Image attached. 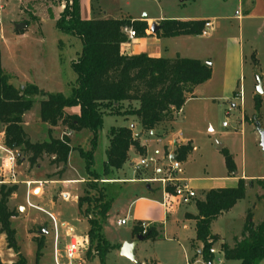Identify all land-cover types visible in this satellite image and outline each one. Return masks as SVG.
Listing matches in <instances>:
<instances>
[{
    "label": "rangeland",
    "instance_id": "obj_1",
    "mask_svg": "<svg viewBox=\"0 0 264 264\" xmlns=\"http://www.w3.org/2000/svg\"><path fill=\"white\" fill-rule=\"evenodd\" d=\"M0 1L1 66L12 76V83L16 87L31 83L46 92H61L68 96L70 84L76 77L70 63L80 51L81 42L78 38L55 28V21L66 1ZM261 8V6L256 7L254 17L246 18L236 0H192L183 3L177 0H79V12L83 19H117L130 16L136 20L146 21L209 17L207 19L212 21L211 15L220 18L216 25L215 21H212L214 25L206 35L176 36L174 43L161 37L169 46L163 49L166 56L195 58L203 60L211 67L210 78L197 87L194 97L185 101L173 122L166 124L167 129L170 128L168 129L170 135L178 139H188L194 150L188 156L187 162L180 164L181 173L171 168V160L169 165L163 166L162 176H157L153 169L155 163L148 159L157 157L155 151L159 143L158 138L150 136L147 132L141 134L139 140L146 146V155L133 154L131 157L136 161L145 158L148 161L147 165L135 168L126 163L117 171L115 177H111L114 181L103 184L112 200L103 233L110 244L121 246L131 237L135 239L132 228L136 220L147 223V228L154 225L160 234L154 241H139L132 252L133 260L120 255L119 247L107 254L105 264H143L144 262L145 264H208L198 254L201 244L192 240L195 237L194 225L184 223L180 211L170 217L161 231V224L159 225L158 222L161 207L158 204H161L162 191L157 189V183H152L149 187L150 182L142 180L143 172H150L153 177L154 175L161 177L158 184L162 190L165 188L162 179L169 180L170 185L176 186L180 182L178 175L192 180L209 179L210 183H213L212 180L226 177V174L235 171L230 172L225 165L224 155L220 151L225 149L231 155L235 169L240 174L243 172L248 176L264 177V155L260 146V135L256 129L257 123L264 131V15ZM235 11H238L240 16L235 15ZM21 22L26 23L27 27L21 32L15 31V25ZM159 23L160 21L155 22V24ZM148 33L151 34L150 25H148ZM155 34L158 35V30ZM128 42L131 43L132 40ZM258 83L261 88L260 93H257ZM233 93L235 94L232 97ZM256 97L260 98L258 111L255 109ZM41 99V96H35L33 106L23 116L24 130L32 142L47 138L48 126L39 117ZM72 109L66 111L70 112ZM132 122L131 118L125 119L119 115L103 116V124L98 132L93 153L95 172L103 166L110 127H128L134 124ZM139 129L141 130V127L137 122L135 126L137 134ZM62 131L67 130L58 126L52 129V136L58 137ZM68 135L72 146L81 147L83 150L89 149L92 135L89 130L69 132ZM22 157L24 158L20 162L17 159L19 176L18 183L14 184L17 189L7 203L8 209L13 212L10 225L15 230L19 252L27 264H54L53 234L48 214H53L59 223L67 222L77 233L85 234L87 223L76 219L73 215L76 213L73 200L65 201L61 196L64 190L70 194L69 199H71L75 191L67 190L73 187L77 188L78 195L82 182L66 183L65 186L63 183L60 185L49 182L46 174L55 169L47 158L39 162V168L35 166L30 168L26 156ZM83 166V159L76 150H72L68 155L67 171L64 176L85 180L87 177ZM155 167H159L158 163ZM256 180H252L254 184L251 190H247L243 199L213 222L212 231L222 237V242L220 236L215 235L217 240L211 246L214 250L211 264H238L237 260L224 259L220 251L221 244L224 242L230 245L231 237L240 235L249 212L254 224L263 219L264 199L259 200V198L263 196L264 189L255 182ZM25 181H42V186H39L43 189L42 195L37 196L40 194L39 188L31 193V189L38 185L33 182L27 185ZM191 184L200 185L196 188L201 191L204 183L195 181ZM200 198L201 195L195 192V197L188 203L175 202L167 207V211L171 212L179 207L184 209L186 204H194L195 200ZM51 201L54 205H51ZM63 201L66 202V209L61 208ZM187 208L193 210V205ZM66 211L72 213L70 218L64 217ZM124 217L127 219L124 225L116 224V219ZM150 221L155 224H151ZM59 236L62 237V230L59 231ZM36 240L42 242L38 259H36ZM14 260V252L7 248L4 235L0 234V261ZM84 264L100 263L98 258L91 254L87 259L85 258ZM258 264H264V259Z\"/></svg>",
    "mask_w": 264,
    "mask_h": 264
},
{
    "label": "trees",
    "instance_id": "obj_2",
    "mask_svg": "<svg viewBox=\"0 0 264 264\" xmlns=\"http://www.w3.org/2000/svg\"><path fill=\"white\" fill-rule=\"evenodd\" d=\"M55 28L81 42V49L70 63L76 77L70 84V94L46 92L31 83L16 87L12 76L1 66L0 58V126L4 144L18 150L19 162L26 156L29 167H37L44 158L55 171L46 174L47 179L60 177L67 165L68 155L76 150L83 159L87 179L79 187L76 200L77 219L87 223L84 232L89 240L85 258L95 255L100 264L110 251L120 245L110 244L103 233L112 200L106 193L102 180L108 179L120 170L128 161V152L145 155V147L134 138L127 126L110 127L105 159L100 173L93 170L94 149L98 132L105 114L134 116L141 130L149 132L158 125L171 124L175 115L182 108L194 89L211 76L208 63L195 58L151 57L145 53L128 55L121 51V45L128 42L124 27L135 32V38L145 37L148 24L145 20L132 17L83 19L79 12V0H65ZM179 1V0H177ZM192 0H182L181 3ZM264 2V0H263ZM205 20L190 19L161 20L158 30L160 37L182 35H201ZM23 31V30H22ZM21 32V31H17ZM41 96L39 103L40 120L46 124L47 138L32 142L28 139L23 126V116L31 109L34 97ZM137 103L134 107L132 103ZM127 103L128 105L124 106ZM260 98H255L258 111ZM77 108L76 112L66 111ZM62 126L67 131L60 137L52 136V128ZM83 129L91 132L90 147L83 150L70 144L69 132ZM68 132V133H67ZM190 142L175 148V160L184 162L191 153ZM224 155L225 165L232 172L235 169L231 155L227 150H220ZM264 189V178L255 181ZM252 180L246 182L239 178L235 187L214 188L206 191L202 199L195 200L196 214H185L195 222V240L201 244V259L211 264L213 254L211 246L217 237L211 233V223L223 212L231 209L246 194V187H252ZM16 186H0V234L4 235L6 246L15 254L13 262L0 264H27L19 252L15 240V230L10 225L13 212L8 209L9 198L16 192ZM165 190L172 193L174 186L166 183ZM264 199V194L261 197ZM140 222L134 223L132 235H142L143 240L154 241L160 232L154 226H148L142 234ZM36 259L40 256L42 242L36 240ZM220 251L224 259L237 260L238 264H258L264 259V217L254 224L251 212L246 215L242 236L232 246L222 243Z\"/></svg>",
    "mask_w": 264,
    "mask_h": 264
},
{
    "label": "crops",
    "instance_id": "obj_3",
    "mask_svg": "<svg viewBox=\"0 0 264 264\" xmlns=\"http://www.w3.org/2000/svg\"><path fill=\"white\" fill-rule=\"evenodd\" d=\"M236 2L242 8V11L244 12L246 18L247 17H254L253 14H254L255 8L256 7H260V6L262 7L261 8L262 14L264 15V2H263V0H236ZM0 3H1V1H0ZM0 10H1V5H0ZM207 18H209V17H207ZM207 18H205V19L203 18L202 20H209ZM210 18L212 19V21L213 20L215 21L214 22L215 25H216L217 20L220 19L216 15H211ZM161 20H163V19L146 20V23L148 25H151L153 22H159ZM164 38L167 39V41L173 42V43L175 42V39H176L175 37H168V38L167 37H164ZM164 41L165 40H162L161 37H159V35L155 34V32H151V34H150L147 31V35L145 37L134 38L131 43L130 42L123 43L121 45V51L123 53H125V54H128V55L145 53V54H147L148 56H151V57L174 58V57L178 56V55H176L174 57H168V56H166L164 54L163 49H167L169 47L168 44H167V42H164ZM201 61H203V60H201ZM197 87H199V86H197ZM197 87L194 89L193 95L191 97H194V92L196 91ZM234 94L235 93L232 94V97L234 96ZM189 98H187V99H189ZM126 105H128V104L125 103L124 106H126ZM132 105L134 107H136L137 106V103L133 102ZM71 111L72 112H76L77 111V108H73ZM119 116H121V115H119ZM122 117H124L125 119H128V118H131L132 119V121L134 122V124H131L128 127L132 130L133 136L135 134H137L136 131H135V126H136V124L138 122L137 119L134 116H122ZM223 125H225L224 122H223ZM57 127L58 126H56L54 128H57ZM54 128H52V129H54ZM1 130H2V127H1ZM1 130H0V135L2 136L1 138H3V133L1 132ZM143 132L144 131H142V130L139 131V133H138L139 137L141 136V134ZM62 133H63V131H62ZM147 133L150 136H153V137H157L158 138L157 141L159 143H158V147H157V149L155 151V153L157 154V157L154 159L155 160V162H154L155 164H154L153 169H154V172H155V174L157 176H162L163 166L169 165V162L171 161L170 160V157H173V160H175V157H174L175 148L177 146L181 145V144H186L187 142H190V141L188 139H178L176 136L170 135V130L169 131H165V126H163L162 124L161 125H158L154 130L149 131ZM71 134H73V133H71ZM58 137H60V135H58ZM139 137H138V140H139ZM139 143H140V140H139ZM141 145H143L145 147V155H146V146L144 144H141ZM193 150H194V147H193L192 151ZM192 151H191V153H192ZM133 154L138 155V154L135 153V151H134L133 148H130L129 149V152H128V161L126 163L129 166L138 168L136 165H137V163L139 162V160L141 158L138 161L133 160V158L131 157ZM145 155H143V156H145ZM188 156H187V158H188ZM187 158H186V160L184 162H180V161H177V160L176 161L179 162L180 164H185L187 162ZM157 163H158L159 167H155L157 165ZM39 167H40V165L37 166V168H39ZM66 171H67V165H66V169H65L64 173L59 178L57 177L56 179H48V181L49 182L60 183V185H62V183H63L64 186H65L66 183L67 184L81 183V182H84L87 179L86 178L85 180H83V179L76 180V179H74L72 177H65L64 174H65ZM101 171H102V168L99 171H97V172L100 173ZM181 172H182V169L180 168V170H178V173H181ZM116 173L117 172H115L112 176L108 177V179H103L102 180V183L105 184L106 182L114 181V179H111V177H115ZM142 174H143L142 175V177H143L142 180H144L145 182H150L149 187H151V184L152 183H157V185H156L158 187L157 189L162 191V189H160V187H159L160 184H158L160 182L159 180L161 179V177H155V175L153 177V176H151L152 173H150V172H143ZM178 176H179L178 179L180 181L179 182V185L187 184V186L189 188L193 189L194 192H197L198 194L201 195V198L200 199H202L204 197V192H206V191H208L210 189H214V188H224V187H235L239 178H243L246 182H248L250 180H254V179H262V178H264V177L248 176V175L244 174L243 172L240 174L237 170H235L234 172H232V174H229V173L226 174V177H223V178H220V179H217V180H212L213 183H210L211 180H209V179H207V180L206 179H195V180H192V179L184 178V177H182L180 175H178ZM195 181H197L199 183L200 182H203L204 183L203 184V187H201V188H203V189H201V191H200V189H197L196 188V187H199L200 185L197 186L198 184H194L192 186L191 183H193ZM166 183H170V181L169 180H166ZM36 188H39L40 189V194L37 195V196H41L42 193H43V189L41 187H39V186L32 188L31 189V193H33ZM72 190L75 191V192H73V197H72V200H73V202L75 204V209H74V212H75L76 211V199L75 198L77 197V188L73 187V189L71 188V189H68L67 191H72ZM247 190H251V187H249L248 185L246 187V192H247ZM64 194H65V197L67 199H69L70 194L68 192H66V191L63 190L62 193H61V196L63 197ZM162 194H163V192H162ZM253 197L255 198L254 194H253ZM259 200H262V199L259 198ZM138 201H140V200H137V202ZM160 201H161L160 202L161 204H158V205H159V207H161V209H160L161 210V214H160V217L158 219V222H159V225L161 224V231L163 230L162 226L165 225V224H167V222L170 220V217L173 216V215H175V214H177L179 211H180L181 216H182V221L184 223H187V224H193L194 225V229H195V222H194V220L193 219H188V218L185 217V214H187V213L188 214H191V215H195L196 214L195 203L194 204L193 203L186 204V208H184V209H182V207H179L176 210H173V211L169 212V211H167V209L162 204V199ZM51 205H54L53 201H51ZM190 205L191 206L193 205V210L187 208ZM61 208L62 209H66L67 208L66 207V202L63 201L61 203ZM231 209H229V210H231ZM224 213L225 212H223L222 214H224ZM222 214H220V215H222ZM71 215H72V213H70V211L69 212L66 211V213L64 214V217L67 216V218H70ZM73 215H75L76 216V219H77L76 213H73ZM134 216H136V215H134ZM119 219H121V218H119ZM117 220L118 219H116V221H115L116 224H117ZM134 222H136V220ZM150 222H151V224H155V223H153V221H150ZM213 222L211 223L210 231L214 235H219L218 233H214L212 231V224H213ZM242 229H243V227L241 228V230H240L241 232H240V235L238 237H236V235H233L231 237L232 243L230 245L228 244L229 246H232L235 240H239L241 238V236H242ZM220 238H221V242H222V237L220 236ZM132 240H134V239H132V237H131V239L128 242H130ZM192 240H195V237ZM138 242H137V244H138ZM137 244H136V246H137ZM153 260L156 262V259L155 258H153ZM143 264H145V262Z\"/></svg>",
    "mask_w": 264,
    "mask_h": 264
},
{
    "label": "built area",
    "instance_id": "obj_4",
    "mask_svg": "<svg viewBox=\"0 0 264 264\" xmlns=\"http://www.w3.org/2000/svg\"><path fill=\"white\" fill-rule=\"evenodd\" d=\"M235 15L239 16V12L235 11ZM213 27V23L210 20H205L201 35H206L208 30ZM124 33L128 41L135 38V32L129 28H123ZM225 124V123H224ZM18 152L15 149L7 147L3 138H0V184L1 185H14L18 183L19 173L18 168ZM148 161L155 162L153 158H149ZM148 161L141 158L137 163V167L140 165H147ZM171 168L174 171L180 170V163L176 160L171 161ZM164 186L166 180L162 179ZM42 186V181H25L27 185L31 183ZM45 183V182H44ZM162 204L167 209L171 204L177 203H188L191 198L195 197V192L187 186V184L174 185L172 193L166 192L165 188L162 190ZM77 200V197L75 198ZM63 200L70 201L67 199L65 194ZM51 219V229L53 234V246H52V260L54 264H84L85 252L88 249L89 240L86 234L77 233L72 226L67 222H57L56 217L53 214H48ZM126 217L118 219V225H124L126 223ZM143 232L147 228V223L140 221ZM62 230V237L59 236V231ZM213 254L214 250H210Z\"/></svg>",
    "mask_w": 264,
    "mask_h": 264
},
{
    "label": "water",
    "instance_id": "obj_5",
    "mask_svg": "<svg viewBox=\"0 0 264 264\" xmlns=\"http://www.w3.org/2000/svg\"><path fill=\"white\" fill-rule=\"evenodd\" d=\"M180 1H182V0H179V2ZM26 27H27V24L21 22V23H18V24L15 25L14 30L15 31H22ZM159 29H160V25L159 24H155V22H153L150 25V31L151 32H156ZM260 92H261V88H260V84L258 83L257 93H260ZM256 129H257V131L259 132V135H260V146L262 148L263 155H264V131L262 129H260V127H259V125L257 123H256ZM138 137H139L138 134L134 135V138H138ZM170 160H173V157H170ZM141 240H143V236L142 235H137L134 240H132L130 242L122 243L120 248H119L120 255L128 257L131 260H133V258H134L133 255H132L133 249L135 248L137 242L141 241ZM198 254H200V251H198Z\"/></svg>",
    "mask_w": 264,
    "mask_h": 264
}]
</instances>
